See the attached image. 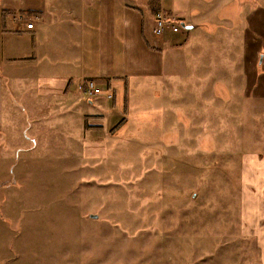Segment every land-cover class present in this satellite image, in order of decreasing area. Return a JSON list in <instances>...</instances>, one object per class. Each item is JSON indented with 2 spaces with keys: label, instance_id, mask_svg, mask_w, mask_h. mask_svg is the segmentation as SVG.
Wrapping results in <instances>:
<instances>
[{
  "label": "rangeland",
  "instance_id": "rangeland-1",
  "mask_svg": "<svg viewBox=\"0 0 264 264\" xmlns=\"http://www.w3.org/2000/svg\"><path fill=\"white\" fill-rule=\"evenodd\" d=\"M184 4L203 3L182 0L177 11ZM163 18L178 32L150 36L176 43L175 66L164 47L163 75L140 91L82 92L89 114H109L100 131L85 127L77 141L52 135L40 121L46 114L27 119V100L4 94L0 264H261L250 220L264 104L219 100L222 87L220 96L203 94L208 82L240 83L233 28L210 34L211 42L201 33L183 41L179 21ZM205 56V73L188 65ZM95 140L104 148L97 158Z\"/></svg>",
  "mask_w": 264,
  "mask_h": 264
},
{
  "label": "crops",
  "instance_id": "crops-1",
  "mask_svg": "<svg viewBox=\"0 0 264 264\" xmlns=\"http://www.w3.org/2000/svg\"><path fill=\"white\" fill-rule=\"evenodd\" d=\"M147 1L0 0V131L8 112L4 109L6 92L27 100V119L33 113L46 114L40 121L52 135H55L53 132L59 135L66 131L67 137L77 141L82 138L85 127L93 126L98 131L104 129L103 123L109 114L103 116V106H98L103 109L100 113L102 119H99L100 116L89 114L90 110L82 105V90L88 82L95 83L98 89L107 93L122 94L131 88L140 91L142 83L163 75L167 64L162 51L164 47L166 53L173 56L170 65L175 66L176 43L169 44L164 36L161 37L164 40L150 36L154 18ZM181 1L158 0V13L187 27L183 28L188 34L183 41H195L197 34L201 33L207 35V42H211L210 34L219 35L223 27L229 25L235 32L231 50L234 52L238 45L240 83L230 85L228 81L229 86H225L220 80L208 82L202 93L220 96L218 93L222 87L219 100L242 98L254 104H264V0H201L203 4L199 8L184 4L182 6H188V9L179 12ZM18 15L32 21L33 29L27 30L24 25L17 24L14 18ZM210 61L205 56L188 61V65L203 74ZM15 71L17 75L11 76ZM9 81L10 87L6 89ZM94 101H88L91 109L96 108ZM232 106L234 108V104ZM111 109L114 111V106ZM16 110L11 108V112ZM76 128L78 133L74 130ZM102 144L95 140L92 148L95 158L103 155ZM259 157L255 167L259 197L257 204L251 207L250 225L253 227L252 238L261 248V264H264V155L262 159Z\"/></svg>",
  "mask_w": 264,
  "mask_h": 264
},
{
  "label": "built area",
  "instance_id": "built-area-1",
  "mask_svg": "<svg viewBox=\"0 0 264 264\" xmlns=\"http://www.w3.org/2000/svg\"><path fill=\"white\" fill-rule=\"evenodd\" d=\"M14 19L17 24L24 25L27 30L33 29V22L27 20L25 17L18 15ZM169 25L172 24L163 18V14L157 13L154 17V27L152 32L155 36L162 35L165 30H170L173 33L178 32V27L170 26L167 28ZM82 92L86 97H93L98 95L99 90L98 88L94 87V83L90 81L85 85Z\"/></svg>",
  "mask_w": 264,
  "mask_h": 264
},
{
  "label": "trees",
  "instance_id": "trees-1",
  "mask_svg": "<svg viewBox=\"0 0 264 264\" xmlns=\"http://www.w3.org/2000/svg\"><path fill=\"white\" fill-rule=\"evenodd\" d=\"M147 6H148V10H149V12L155 17V15L160 11V9H159V2H158V0H148L147 1ZM123 121V120H122ZM122 121H120L119 123H118V125L120 124V123H122ZM117 125V124H116ZM85 126H86V124H85ZM115 128H116V126H115Z\"/></svg>",
  "mask_w": 264,
  "mask_h": 264
},
{
  "label": "water",
  "instance_id": "water-1",
  "mask_svg": "<svg viewBox=\"0 0 264 264\" xmlns=\"http://www.w3.org/2000/svg\"><path fill=\"white\" fill-rule=\"evenodd\" d=\"M181 27L182 28H187V27L184 26V24H181ZM92 217H96V216H92Z\"/></svg>",
  "mask_w": 264,
  "mask_h": 264
}]
</instances>
